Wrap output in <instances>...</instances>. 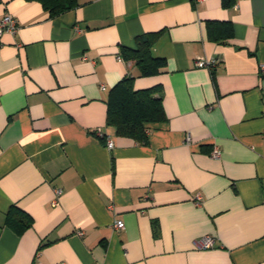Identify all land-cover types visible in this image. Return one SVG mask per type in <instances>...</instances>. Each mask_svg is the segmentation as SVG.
Segmentation results:
<instances>
[{
	"label": "crops",
	"instance_id": "0c3cea01",
	"mask_svg": "<svg viewBox=\"0 0 264 264\" xmlns=\"http://www.w3.org/2000/svg\"><path fill=\"white\" fill-rule=\"evenodd\" d=\"M76 1L0 0L19 26L0 45V264H264V0ZM154 33L166 67L133 85L160 87L166 120L144 144L107 104L136 74L122 49Z\"/></svg>",
	"mask_w": 264,
	"mask_h": 264
},
{
	"label": "trees",
	"instance_id": "16d2710c",
	"mask_svg": "<svg viewBox=\"0 0 264 264\" xmlns=\"http://www.w3.org/2000/svg\"><path fill=\"white\" fill-rule=\"evenodd\" d=\"M42 3L51 17L61 15L74 9L76 0H37ZM216 23L209 24L210 33ZM160 33L146 34L136 39L134 49L123 48L122 57L134 62L136 74L128 75L109 95L107 125L115 129L117 136L132 138L147 144L146 131L149 126L166 120L163 108V95L160 87L135 90L133 82L136 77H149L161 74L166 67V60L154 56L153 49ZM101 140L105 143L103 137ZM8 214L7 224L18 235L33 226L32 218L21 211Z\"/></svg>",
	"mask_w": 264,
	"mask_h": 264
},
{
	"label": "built area",
	"instance_id": "2783aa9c",
	"mask_svg": "<svg viewBox=\"0 0 264 264\" xmlns=\"http://www.w3.org/2000/svg\"><path fill=\"white\" fill-rule=\"evenodd\" d=\"M19 31V26L16 21V19L11 16V15H6L3 18L0 19V45H1V39L4 34L9 33V34H17ZM219 63V60H205V59H200L197 60L196 66L198 68H208L210 70L214 69L216 65ZM260 73L264 75V63L261 64L260 66ZM104 140H105V146L108 150H113L115 148V143L114 140L110 135H102L100 134ZM188 142H190V138L187 139ZM212 157L217 159L220 158V152L218 148L214 147L213 152H212ZM55 200L53 202L54 205L58 204V200L60 196L62 195L61 190H56L55 192ZM150 199V195L146 194L144 197L145 201H148ZM202 200V197L200 195L196 196V203L199 204ZM114 228L116 230H123L125 228V224L122 221H117L114 224ZM82 232L79 233V236H82ZM216 245V240L211 237V236H206L204 237L196 246L198 249H203V250H210L213 249Z\"/></svg>",
	"mask_w": 264,
	"mask_h": 264
}]
</instances>
